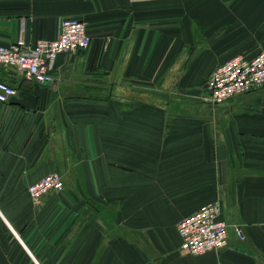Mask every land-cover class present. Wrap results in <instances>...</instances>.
I'll return each mask as SVG.
<instances>
[{"label":"crops","instance_id":"0c3cea01","mask_svg":"<svg viewBox=\"0 0 264 264\" xmlns=\"http://www.w3.org/2000/svg\"><path fill=\"white\" fill-rule=\"evenodd\" d=\"M86 24L54 80L0 67V264H264V87L220 103L209 74L264 51V0H0V45ZM51 171L64 188L32 204ZM219 201L217 250L178 223ZM239 228L242 237H238Z\"/></svg>","mask_w":264,"mask_h":264},{"label":"built area","instance_id":"2783aa9c","mask_svg":"<svg viewBox=\"0 0 264 264\" xmlns=\"http://www.w3.org/2000/svg\"><path fill=\"white\" fill-rule=\"evenodd\" d=\"M24 23L21 22L17 39L0 45V67L10 68L25 79L37 83L54 80L52 70L56 58L61 53H74L90 44L86 24L76 18H63L54 39H39L27 42L23 36ZM264 87V51L247 59L236 55L218 65L208 76L206 88L209 100L220 103L237 95ZM16 90L0 79V102H7ZM64 188L59 172L51 171L27 187L32 204L39 205L43 198ZM219 201H210L196 212L182 219L177 225L180 236V249L191 255H200L207 251L224 247L228 240V225L221 219ZM238 237L241 230L235 228Z\"/></svg>","mask_w":264,"mask_h":264},{"label":"rangeland","instance_id":"374dc122","mask_svg":"<svg viewBox=\"0 0 264 264\" xmlns=\"http://www.w3.org/2000/svg\"><path fill=\"white\" fill-rule=\"evenodd\" d=\"M228 232H230V230L228 229Z\"/></svg>","mask_w":264,"mask_h":264}]
</instances>
